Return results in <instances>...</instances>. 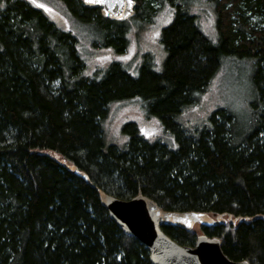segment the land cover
<instances>
[{
    "label": "trees",
    "instance_id": "trees-1",
    "mask_svg": "<svg viewBox=\"0 0 264 264\" xmlns=\"http://www.w3.org/2000/svg\"><path fill=\"white\" fill-rule=\"evenodd\" d=\"M60 1L116 52L128 45L129 20H151L154 4L171 9L158 31L166 55L146 88L120 57L88 66L74 32L28 0L0 2V264H152L96 189L122 200L141 194L166 211L230 217L235 222L200 229L229 260L264 264V0H134L135 15L125 22ZM196 1L214 16L213 38L190 10ZM233 61L251 68L244 126L219 107L185 131L182 109ZM129 99L160 105L150 109L174 132V148L148 141L133 123L122 128V147L106 142L101 123L109 107ZM162 230L180 245L195 243L193 229Z\"/></svg>",
    "mask_w": 264,
    "mask_h": 264
},
{
    "label": "rangeland",
    "instance_id": "rangeland-1",
    "mask_svg": "<svg viewBox=\"0 0 264 264\" xmlns=\"http://www.w3.org/2000/svg\"><path fill=\"white\" fill-rule=\"evenodd\" d=\"M37 3L44 6L39 8L56 26L74 32L79 42V50L88 66L102 67L120 57L119 59L124 60L128 65L133 78L141 73L146 88H149L151 74L160 72L166 53L159 40L161 35L158 31L169 22L171 9L170 11L168 8H158L159 5L154 4L157 10L151 20H129L128 45L122 52H116L111 46L104 47L97 40L95 41V35L89 27L82 26L71 18L60 0H37ZM190 10L197 15L199 28L203 34L213 38L215 20L211 11L197 1ZM136 20L139 21V25L136 24ZM144 65L147 67L141 70ZM250 75V65L245 62L233 61L222 64L197 100L180 112L178 121L184 130L206 124L211 112L219 107L228 109L236 116L239 124L244 126L248 102L251 99ZM150 106H154V109L160 107L155 103ZM150 106L147 107L140 99L112 103L107 118L101 123L106 142L122 147L126 141L122 128L126 124L133 123L148 141H161L174 148V132L163 129V124L158 121ZM193 232L196 237L202 234L198 224L193 227Z\"/></svg>",
    "mask_w": 264,
    "mask_h": 264
},
{
    "label": "water",
    "instance_id": "water-1",
    "mask_svg": "<svg viewBox=\"0 0 264 264\" xmlns=\"http://www.w3.org/2000/svg\"><path fill=\"white\" fill-rule=\"evenodd\" d=\"M78 1L86 9H98L102 18L114 22H125L135 15L134 0H101L99 3ZM66 167L88 182L87 176L75 166ZM96 191L108 216L122 233L133 236L145 246L152 264H248L229 260L222 253L220 241L215 237L202 233L196 237L192 247L183 246L162 230L163 227H172L191 231L196 224L211 227L224 224L226 220L235 222L230 217L226 220L221 216L213 219L206 213L166 211L141 194L122 200L100 189Z\"/></svg>",
    "mask_w": 264,
    "mask_h": 264
},
{
    "label": "snow or ice",
    "instance_id": "snow-or-ice-1",
    "mask_svg": "<svg viewBox=\"0 0 264 264\" xmlns=\"http://www.w3.org/2000/svg\"><path fill=\"white\" fill-rule=\"evenodd\" d=\"M31 3H33L37 7H44L43 5H40L37 3V0H30ZM86 3H99L101 0H85ZM46 11H49V9H45Z\"/></svg>",
    "mask_w": 264,
    "mask_h": 264
}]
</instances>
